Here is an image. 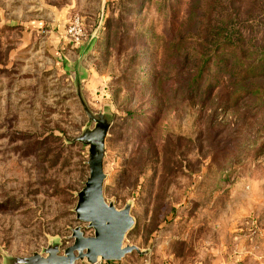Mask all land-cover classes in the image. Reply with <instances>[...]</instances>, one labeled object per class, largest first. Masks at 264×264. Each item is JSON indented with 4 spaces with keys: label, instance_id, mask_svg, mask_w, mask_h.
<instances>
[{
    "label": "rangeland",
    "instance_id": "1",
    "mask_svg": "<svg viewBox=\"0 0 264 264\" xmlns=\"http://www.w3.org/2000/svg\"><path fill=\"white\" fill-rule=\"evenodd\" d=\"M79 61L113 117L105 198L132 203L125 245L149 252L99 264H264V0H0V264L93 236Z\"/></svg>",
    "mask_w": 264,
    "mask_h": 264
},
{
    "label": "water",
    "instance_id": "2",
    "mask_svg": "<svg viewBox=\"0 0 264 264\" xmlns=\"http://www.w3.org/2000/svg\"><path fill=\"white\" fill-rule=\"evenodd\" d=\"M96 35L91 37L82 52L93 44ZM76 74V93L88 118V122L75 143L89 148V177L84 188L78 193L75 208L76 219L93 231V236H86L84 228L78 226L72 230L70 239L73 244L62 251V243L52 241L42 253H34L27 258L3 254L4 264H77L87 261L89 264L100 262H118L126 256L137 253L148 255V251L131 245H125L126 237L135 226L132 216V203L122 210L105 198L106 142L113 125L109 113H94L83 93L80 61L74 66Z\"/></svg>",
    "mask_w": 264,
    "mask_h": 264
},
{
    "label": "built area",
    "instance_id": "3",
    "mask_svg": "<svg viewBox=\"0 0 264 264\" xmlns=\"http://www.w3.org/2000/svg\"><path fill=\"white\" fill-rule=\"evenodd\" d=\"M66 34L75 44L78 45H82L88 40V32L84 20L80 15H73L69 22Z\"/></svg>",
    "mask_w": 264,
    "mask_h": 264
},
{
    "label": "crops",
    "instance_id": "4",
    "mask_svg": "<svg viewBox=\"0 0 264 264\" xmlns=\"http://www.w3.org/2000/svg\"><path fill=\"white\" fill-rule=\"evenodd\" d=\"M64 29H62L61 31H63ZM65 31V30H64ZM64 31H63V33H64ZM64 43L65 44H68V42L67 41H64ZM70 43H71V45L73 46V47H78L74 42H72V41H70ZM71 46V47H72Z\"/></svg>",
    "mask_w": 264,
    "mask_h": 264
}]
</instances>
